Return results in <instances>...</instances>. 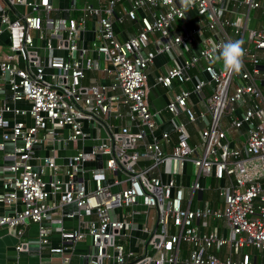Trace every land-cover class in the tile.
<instances>
[{
	"label": "built area",
	"instance_id": "built-area-1",
	"mask_svg": "<svg viewBox=\"0 0 264 264\" xmlns=\"http://www.w3.org/2000/svg\"><path fill=\"white\" fill-rule=\"evenodd\" d=\"M125 18L140 26L121 39L115 24ZM233 41L244 49L238 73L222 58ZM161 54L174 59L154 84L172 92L167 119L149 99V69ZM7 74L0 90L7 86L12 102H0V149L15 147L5 155L13 162L0 165V227L17 234L19 256L36 243L60 255L49 264H73L76 245L90 238L81 264H264L251 252H264V0H0V79ZM190 124L200 142L191 143ZM243 127L245 141L234 145L229 133ZM80 142L58 163L60 150ZM44 145L43 156L36 149ZM188 162L192 195L201 176L224 182L221 206L192 208V195L186 205L178 176ZM71 203L96 212L64 214ZM75 217L78 227L66 226ZM27 219L39 226L37 239L23 237ZM217 219L226 232L210 226Z\"/></svg>",
	"mask_w": 264,
	"mask_h": 264
},
{
	"label": "crops",
	"instance_id": "crops-1",
	"mask_svg": "<svg viewBox=\"0 0 264 264\" xmlns=\"http://www.w3.org/2000/svg\"><path fill=\"white\" fill-rule=\"evenodd\" d=\"M255 12L252 11V14H254ZM192 24V23H191ZM93 22L90 23V26L92 28ZM139 22L138 21H134L128 18H125L123 22H117L115 24V29H116V33L118 34V36L121 39H125L128 38L130 35L136 34L137 31L139 30ZM91 38L93 37V35H89ZM91 40H88V42H90ZM150 48H154L150 46ZM174 65V59H173V54H161L158 55L155 58V61L153 63V65L150 67L149 69V82H150V92H149V99L151 102V107L154 111H161V115L164 119H167L170 115L169 113L164 110V107L166 106V104L168 103V101L170 100V98L172 97L171 94L172 92H170L169 90L165 89L164 87L160 86V85H156L155 84V78L158 74H161L163 72L166 71V69L168 67H172ZM101 73L98 72H89V76H94L96 77L99 81H101L102 78ZM4 93H0V102L3 99H7L8 101L12 102V97L10 95V92L8 90V87L6 86ZM194 100L196 101V98L194 97ZM18 106L20 107H28L29 104L25 101L22 102H18L17 103ZM197 110H199V108H197ZM27 123H31L32 119L30 117L26 118ZM168 122H165L164 124H166ZM163 124H161L162 126ZM162 129V128H161ZM245 130L246 127H243L241 130H234L231 131L229 133V136L231 138V140L233 141L234 145H242L245 141L246 138V134H245ZM173 131V130H172ZM171 131V132H172ZM189 132L191 135V143H197L200 142V134L198 132V129L195 125L190 124L189 125ZM174 137V135H173ZM2 138V130L0 129V141ZM94 141L93 140H89L88 142H86V146L89 148V146H91V144H93ZM81 142L80 143H73L70 145L69 148L67 149H63L59 151V158H58V163L61 164H66L67 162V158L66 156L72 155L76 152L77 148L80 147ZM37 153L40 155H47L49 153V150L46 148V146L44 145L43 147H37L36 149ZM6 151L3 149H0V165H3L4 163H8L11 160H8L5 158L6 155ZM197 178L196 175V168L194 167V165L191 162H188L184 168V172L182 173V175L178 176V182H181L182 184H184L186 186V193H185V202L186 205L189 204V199L191 198L192 192L189 188L190 184L192 183V181H194ZM200 182L203 186V189L201 190H196L194 192V194L192 195V200H191V207L192 208H196L198 206H202L205 204H209L213 207H218L221 206V200L219 198V194H218V186L221 184V182H219L216 178L212 177V176H208V177H204L201 176L200 177ZM224 184V182H222ZM22 208V207H20ZM143 208V207H142ZM88 218V217H85ZM84 218V219H85ZM146 215L143 213L140 216H138V220L140 221H144L146 220ZM149 218V217H148ZM156 220V218H155ZM200 223V230L201 231H205L208 229H211V227H218L220 233H224L226 232L225 229V223L223 220L217 219L214 221H211V227H204L201 223V221H199ZM65 224L66 226L69 227H78L79 225V218L75 217V218H66L65 219ZM157 224V220L155 223V226ZM25 229V234H24V238L27 240H34L38 238V229L39 226L37 224L31 223V222H27L26 225L24 226ZM49 229L51 230V238L53 240L52 244L56 245L59 243L60 239H59V235H58V231H56L54 228L51 229V226L49 225ZM18 243V236L15 233V231L7 228V227H0V264H19V263H24V264H49L50 261H55L57 259H59L60 257H50L49 253L46 250H43L41 252V254H34V253H28V254H21L20 256L17 254V250H16V245ZM88 243V241H83L81 243H78L76 245V254H74L73 256V264H81L82 263V255L86 252H88L89 249V245L88 247H85L84 244L86 245ZM131 245L137 249V246L135 245V242H132ZM189 245L186 244V246H183V253L186 256L188 254V250H189ZM228 250V247H224L222 249L224 254V251L226 253V251ZM252 256H253V260L256 263H260L261 261H264V252L257 250V249H253L252 251ZM226 255H222V257H224ZM48 259L49 260H43V259ZM104 264H113L112 262L105 260Z\"/></svg>",
	"mask_w": 264,
	"mask_h": 264
},
{
	"label": "water",
	"instance_id": "water-1",
	"mask_svg": "<svg viewBox=\"0 0 264 264\" xmlns=\"http://www.w3.org/2000/svg\"><path fill=\"white\" fill-rule=\"evenodd\" d=\"M188 17H189V14L187 15ZM171 55V54H170ZM218 58H219V56L218 55H215V57H214V59L215 60H218ZM215 68L218 70L219 69V65L218 64H216L215 65ZM5 81H8V74L6 75V79H0V82L1 83H4ZM184 87L186 88V86L184 85ZM5 92V90H3V89H1L0 90V93H4ZM171 96H173L172 94H171ZM155 118H156V120H157V122L159 123V124H162V118H161V116L159 115V114H156L155 115ZM161 128H162V130L164 131V132H171L172 130H173V126L171 125V123H166V124H163L162 126H161ZM17 143H22V141L20 140V141H18ZM14 147H15V143L14 142H6L5 143V147H4V150L6 151V152H13L14 151ZM98 159H102V156L101 155H99L98 156ZM13 161H10V162H8V163H12ZM100 165H101V163H100ZM37 170H40L39 169V167L37 168ZM145 198L144 197H140V198H138V201H140V202H145ZM75 213V214H78V213H81V214H88V213H95L96 212V209H91V210H80L79 209V207L77 206V204L76 203H71V204H67L65 207H64V209H63V213L64 214H67V213ZM27 222H29V219H27ZM50 223H45V225H49ZM55 226H57V225H55ZM28 253H34V254H41V246L39 245V244H36V243H34V244H31L30 246H29V250L28 251H25V252H23V254H28ZM53 257H60V255L59 254H55V255H53ZM43 260H49V258L48 259H43ZM84 264H89V258L88 257H85L84 258Z\"/></svg>",
	"mask_w": 264,
	"mask_h": 264
},
{
	"label": "clouds",
	"instance_id": "clouds-1",
	"mask_svg": "<svg viewBox=\"0 0 264 264\" xmlns=\"http://www.w3.org/2000/svg\"><path fill=\"white\" fill-rule=\"evenodd\" d=\"M182 2H187V0H182ZM243 54L244 49L241 41L224 44L222 47V58L225 70L229 73H238L243 67Z\"/></svg>",
	"mask_w": 264,
	"mask_h": 264
},
{
	"label": "rangeland",
	"instance_id": "rangeland-1",
	"mask_svg": "<svg viewBox=\"0 0 264 264\" xmlns=\"http://www.w3.org/2000/svg\"><path fill=\"white\" fill-rule=\"evenodd\" d=\"M148 217H149V219L147 222V226L150 229V231H153L155 223H156L155 217H157V212L154 208L149 209ZM139 235H140V233H139ZM143 236H144V234H143ZM90 241H91V239L89 238L88 243L86 245L84 244V246L88 247V245L90 244Z\"/></svg>",
	"mask_w": 264,
	"mask_h": 264
},
{
	"label": "trees",
	"instance_id": "trees-1",
	"mask_svg": "<svg viewBox=\"0 0 264 264\" xmlns=\"http://www.w3.org/2000/svg\"><path fill=\"white\" fill-rule=\"evenodd\" d=\"M183 246H186V244H185V243H183Z\"/></svg>",
	"mask_w": 264,
	"mask_h": 264
}]
</instances>
